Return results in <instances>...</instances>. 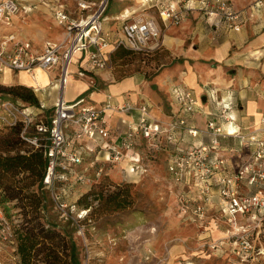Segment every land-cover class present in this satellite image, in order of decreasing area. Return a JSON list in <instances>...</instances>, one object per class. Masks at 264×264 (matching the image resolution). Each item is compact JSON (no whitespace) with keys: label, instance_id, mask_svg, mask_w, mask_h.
Here are the masks:
<instances>
[{"label":"built area","instance_id":"2783aa9c","mask_svg":"<svg viewBox=\"0 0 264 264\" xmlns=\"http://www.w3.org/2000/svg\"><path fill=\"white\" fill-rule=\"evenodd\" d=\"M107 1L77 0L76 10L60 6L54 17L62 27V37L45 40L40 50L13 32L0 36V75L5 71L34 74L38 68L47 76L50 70H56L53 77L47 76L46 84L33 87L34 91L45 87L55 91L48 115L42 104L37 108L10 98L0 100V130L18 126L20 138L42 151L46 158L43 183L47 187L68 181L70 176L85 182L87 154L96 155L101 150L106 151L111 164L122 163L129 157L120 166L124 178L130 177L126 180L141 177L147 172L146 158L174 141L178 130H185L192 137L201 131L188 125L184 116L162 123L151 114L147 104L126 100L114 104L110 97L101 105L85 103L84 98L67 100L64 92L69 79L88 75L83 65L70 69L77 53L78 58L87 59L91 70H103L107 68L111 50L117 46L142 52L157 49L161 47L162 30L185 20L192 4L206 23H223L233 29H239L243 23L241 10L234 8L231 0H141L144 8L119 17L122 37L112 45L103 28ZM250 5L263 9L264 0H253ZM22 10L25 6L20 0H0V26H10L12 18ZM206 98V94L197 97L191 89H184L178 93L177 102L181 112L192 114L194 107ZM217 104L221 122L214 119L215 113L207 112L209 117L202 131L208 142L177 148L179 152L166 165L176 180L195 184L202 201L208 200L210 189L216 187L220 210L232 226L229 238L243 257H252L260 252L256 250L257 240L264 236V115L257 123L238 126L230 114L231 104L222 101ZM110 109L132 117L118 142L107 124L106 111ZM230 138L237 144L226 142ZM246 146L248 158L235 163L226 161V155L241 153ZM127 150L132 153L127 155ZM52 197L61 209L65 206L58 201V195L52 193ZM204 209L203 203H196L192 212L202 218ZM13 223L0 205V245L4 241L15 244Z\"/></svg>","mask_w":264,"mask_h":264},{"label":"rangeland","instance_id":"374dc122","mask_svg":"<svg viewBox=\"0 0 264 264\" xmlns=\"http://www.w3.org/2000/svg\"><path fill=\"white\" fill-rule=\"evenodd\" d=\"M135 4V0L107 1L104 29L109 35L120 34L121 24L115 17ZM44 26L49 29L52 23L48 21ZM0 28L7 31L10 26L1 25ZM165 30H162V35ZM114 51L115 48L110 55ZM173 56L172 50L163 45L147 54L130 53L120 58L109 57L105 70L111 74L110 81L133 78L153 83L165 68L176 64L178 58ZM48 74L54 76L56 73L50 70ZM31 89L34 91L33 87ZM34 93L37 95L39 92ZM49 113L48 111L47 115ZM13 135L9 131L0 130V154H14L20 148L17 142L13 144L15 147L5 151V145L1 144L2 139ZM13 140H17L15 135ZM191 142L192 140H183L186 144ZM168 147L170 146L165 148ZM243 148L246 150L241 153L226 155V161L235 163L248 158L249 148ZM21 150H24L23 146ZM170 157L169 151H165L164 156L159 159L157 154L155 158L147 157V172L135 182L124 178L119 165H107L99 176L94 175V167H89L85 171L89 180L86 178L85 182L75 181L74 176H70L68 181L55 182L52 188L45 186L44 199L34 213L38 215L36 220L45 229L54 231V241L71 239L76 245L80 264H264V236L261 235L257 240L256 250L260 252L254 253L252 257H243L229 238L231 224L220 210L218 202L215 203L212 199L214 193H217L216 187L210 189L208 200L202 201L198 198L195 184H186L188 180H176L168 171L166 160H170ZM114 168L120 171L121 177L113 173ZM122 181L130 182L134 201L131 207L104 213L95 210L98 203L92 197H88L91 202L89 207L85 206V202L78 203L79 197L90 188L102 189L106 193L115 189ZM32 190L41 194L37 184L31 186L28 192ZM52 193L58 195L59 202L65 204L62 209L56 204ZM196 203H203L205 206L202 218L192 212ZM6 207L14 222L15 244L12 246L8 241L2 242L0 260L2 264H23L17 250L19 237L26 229L24 212L30 208L24 210L17 200L7 202ZM30 217L32 215L29 212L27 218ZM212 229L220 234L213 237ZM46 242L50 243V240ZM43 253L40 251L36 257L43 258Z\"/></svg>","mask_w":264,"mask_h":264},{"label":"crops","instance_id":"0c3cea01","mask_svg":"<svg viewBox=\"0 0 264 264\" xmlns=\"http://www.w3.org/2000/svg\"><path fill=\"white\" fill-rule=\"evenodd\" d=\"M252 1L231 0L233 7L241 10L243 23L239 29L229 28L223 23H206L196 5L192 4L185 20L163 29L166 30L163 35L161 34V46L166 45L171 49L173 57H177L178 60L174 66L165 68L153 83L133 78L110 81L111 74L108 70H91L87 59L78 58L80 54L77 53L69 67L76 70L83 65L88 69V75L69 79L66 89H69L70 97L66 99L72 101L84 98L85 103L101 105L110 97L114 104L125 100L132 104H147L151 114L162 123L184 116L188 125L201 130L196 137L187 134L185 130H183L185 132L178 130L174 135V141L166 144L170 147L156 152L158 159L164 156L165 151H169L172 157L179 152L177 148L185 149L201 141L208 142V137L202 132L209 117L207 112L215 113L214 119L221 122L217 114V103L221 101L231 104L230 114L236 125L247 126L257 123L264 115V8L252 7L250 5ZM20 2L25 6V10L12 18L7 31L0 28V36L13 32L18 38L30 41L33 47L40 50L45 40L56 41L62 37V27L54 17L55 10L60 6L76 10L77 0H20ZM135 2V5L128 6L115 18L119 20L122 15L144 8L141 0ZM48 21L52 23L49 29L44 26ZM121 37V32L119 35L118 33L110 35L112 45ZM53 73H56V70H53ZM0 78L9 80L10 82L1 80L0 82L10 85L22 84L33 87L30 85L31 82L41 85V78L37 77L36 71L34 74L5 71ZM184 89H191L197 97L201 95L204 97V94L207 96L204 102L194 107L192 114L181 112L178 106L177 95ZM37 92L39 93L36 96L44 110H50L55 91L45 87ZM106 112L107 124L113 139L118 142L126 132L127 123L132 117L128 113L114 109ZM186 139L192 140L191 144L183 143ZM226 142L237 144L233 138L226 139ZM131 153L129 150L126 151L127 155ZM87 155L83 169L87 180L89 177L85 171L89 167H94V175L99 176L107 165L117 167L129 161L128 157L122 163L111 164L107 160L106 151L103 150L98 151L96 155ZM113 173L122 176L117 168H114ZM141 177L137 176L130 180L135 182ZM212 199L219 204L218 192L214 193ZM210 206L213 208V205Z\"/></svg>","mask_w":264,"mask_h":264},{"label":"trees","instance_id":"16d2710c","mask_svg":"<svg viewBox=\"0 0 264 264\" xmlns=\"http://www.w3.org/2000/svg\"><path fill=\"white\" fill-rule=\"evenodd\" d=\"M148 52L133 51L123 46H117L110 57L120 58L130 53L147 54ZM6 98L14 99L37 108L40 107L38 97L31 87L22 84L9 86L0 84V100ZM2 130L13 133L17 138L16 142L13 140L14 135L1 140V144L5 145V151H9L10 147H15L13 144H17V142L20 148L14 154H0V205L3 206L6 216L9 218L10 216L7 213L8 208L6 207L7 202L17 200L24 210L27 207L30 208L24 212L26 229L20 235L18 243L17 251L21 256L22 263L80 264L75 243L71 239L62 240L61 242L54 241V231L45 229L42 223L36 220L38 215L34 214L44 199L43 187H45V184L43 183V176L46 167L45 156L42 151L31 147L29 143L20 138L18 126ZM21 146L24 147V150H21ZM155 156V152L150 153L151 158H155ZM122 182L116 185L115 189L106 193L102 189L96 190L90 188L79 197L78 203L85 202V206L89 207L91 206V202L88 201V197H92L98 203L95 210H100L104 213H111L131 207L134 201L131 194L130 182ZM34 184H37L41 194H37L33 190L28 192L29 188ZM29 212L32 217L27 218ZM48 239L50 243L46 242ZM40 251L44 252L43 258L36 257Z\"/></svg>","mask_w":264,"mask_h":264},{"label":"bare ground","instance_id":"6f19581e","mask_svg":"<svg viewBox=\"0 0 264 264\" xmlns=\"http://www.w3.org/2000/svg\"><path fill=\"white\" fill-rule=\"evenodd\" d=\"M135 1H138V0H135ZM36 72H37V77H40L41 78L40 84L41 85L46 84L48 80H47V77L45 76V73L41 69H38V68L36 69ZM0 80L3 81V82L9 81L6 78H0ZM30 85L33 86V87H35L37 84H36V82H31ZM64 95H65V98L70 97L69 89H65ZM228 128L230 130H232V127L229 126ZM211 234L213 235V237H215L216 235H218L220 233H219V231H216V229H212Z\"/></svg>","mask_w":264,"mask_h":264}]
</instances>
